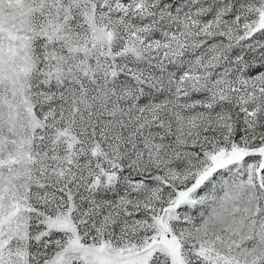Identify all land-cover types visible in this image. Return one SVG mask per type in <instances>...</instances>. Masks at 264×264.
<instances>
[{"label":"snow or ice","instance_id":"obj_1","mask_svg":"<svg viewBox=\"0 0 264 264\" xmlns=\"http://www.w3.org/2000/svg\"><path fill=\"white\" fill-rule=\"evenodd\" d=\"M0 264H264V0H0Z\"/></svg>","mask_w":264,"mask_h":264}]
</instances>
